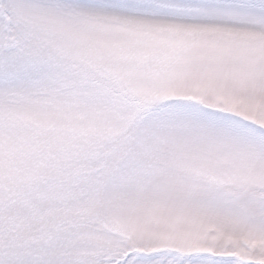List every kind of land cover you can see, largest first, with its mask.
I'll use <instances>...</instances> for the list:
<instances>
[{
	"label": "snow or ice",
	"instance_id": "snow-or-ice-1",
	"mask_svg": "<svg viewBox=\"0 0 264 264\" xmlns=\"http://www.w3.org/2000/svg\"><path fill=\"white\" fill-rule=\"evenodd\" d=\"M0 264H264V0H0Z\"/></svg>",
	"mask_w": 264,
	"mask_h": 264
}]
</instances>
